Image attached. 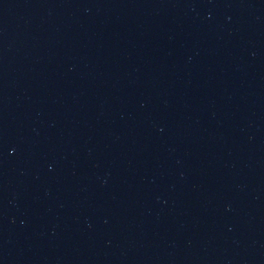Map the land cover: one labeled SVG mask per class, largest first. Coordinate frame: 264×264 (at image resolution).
<instances>
[{
    "label": "water",
    "instance_id": "water-1",
    "mask_svg": "<svg viewBox=\"0 0 264 264\" xmlns=\"http://www.w3.org/2000/svg\"><path fill=\"white\" fill-rule=\"evenodd\" d=\"M0 264H264V0H0Z\"/></svg>",
    "mask_w": 264,
    "mask_h": 264
}]
</instances>
